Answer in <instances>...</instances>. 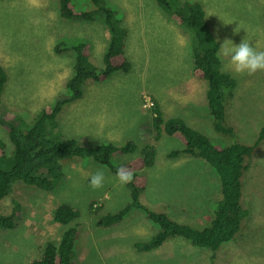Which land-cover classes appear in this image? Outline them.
Returning <instances> with one entry per match:
<instances>
[{"label": "rangeland", "instance_id": "rangeland-1", "mask_svg": "<svg viewBox=\"0 0 264 264\" xmlns=\"http://www.w3.org/2000/svg\"><path fill=\"white\" fill-rule=\"evenodd\" d=\"M72 1L77 9L86 10L88 0ZM167 1L173 3L171 8L182 2L202 6V21L219 46L225 40L234 45L245 40L264 51V0ZM102 3L114 10L127 31L123 52L131 62L130 70H117L100 82L87 80L81 97L65 100L54 125L46 123L47 138L74 139L81 146L133 141L138 151L144 144L153 146L154 164L137 172L143 177L138 201L177 222L205 228L219 197L217 177L199 159L182 154L168 158V153L181 151L182 145L163 132L156 139L153 108L165 120L181 119L212 143L250 146L264 127V71L235 74L219 48L221 71L236 84L233 96L224 100L223 123L232 129L231 134L218 133L205 101L206 83L192 74L193 38L187 27H181L156 0ZM99 16L85 22L60 18L58 0H0V68L6 77L0 113L4 111L5 118L15 117L20 129L27 130L39 112L69 97L65 83L73 73L72 46L86 44L89 62L98 69L103 67L108 34ZM56 45H62L61 52L54 51ZM0 141L8 146L7 130L2 126ZM134 156L115 155L111 162L119 167ZM247 160L240 196L247 214L236 237L222 244L213 259L208 249L192 247L181 238L169 239L152 252H138L133 244L148 240L157 228L134 208L115 225L97 226L99 218L131 202L130 183L121 185L106 167L78 158L61 163L62 175L51 190L19 181L12 184L0 201V214L17 211L14 227L0 229V264H32L48 242L57 243L64 228L53 221V212L61 204L78 212L74 224L66 227L75 225L73 264H264V137ZM98 171L104 173L103 187L93 190L89 181Z\"/></svg>", "mask_w": 264, "mask_h": 264}, {"label": "trees", "instance_id": "trees-1", "mask_svg": "<svg viewBox=\"0 0 264 264\" xmlns=\"http://www.w3.org/2000/svg\"><path fill=\"white\" fill-rule=\"evenodd\" d=\"M92 3L95 6L90 7ZM170 4L173 3L167 0H156V5L165 10L167 14L170 12V15L176 17L181 27L184 24L190 31L191 36L189 37L193 38L190 46L193 62L192 74L206 83L205 100L213 129L218 133L231 134L232 129L223 123L224 100L233 96L231 91L234 90L236 83L230 75L221 71V63L217 55L220 46L210 33L207 23L202 21L203 8L198 3L182 2L176 8H171ZM87 7L86 10L77 9L72 0H58L60 18L67 20L78 18L85 21L94 19L95 15H100L108 34L107 47L102 55L103 67L98 69L89 62L86 44L72 46L73 73L65 83L68 98L60 99L51 108L39 112L27 130L20 129L15 117L5 118L4 111L0 113V126L6 128L8 138V146L0 141V201L7 196L15 181L40 190H51L62 175L61 163L66 164L74 159H89L115 174L117 169L123 166L133 173L132 183L127 186L131 202L117 212L99 218L96 225L102 228L115 225L129 213V210L134 208V210H140L146 219L157 228L156 233L148 240L133 244L138 252H152L169 239L181 238L192 247L208 249L212 252L211 259H213L215 252L222 244L236 237L247 214L242 209V204L240 205L241 188L244 173L248 169L247 159L264 137V127L258 139L250 146L237 142L223 146L212 143L208 137L193 130L179 118L165 120L160 110L154 107L151 124L156 139L158 140L163 132L170 138L175 136L181 140H179L182 145L181 151L168 153V158H176L182 154L206 162L217 177L219 197L216 199L212 219L208 226L202 229L196 228L197 224L177 222L174 220L176 218L170 217L158 208L151 207V210L141 205L138 201V194L143 189L140 188L143 177L137 172L150 168L154 164L155 149L153 146L144 144L138 151L133 141H127L122 145L109 142L95 146H81L74 139L53 141L47 138L46 123L49 122L50 126L54 125V119L67 99L81 97L83 85L87 80L100 82L117 70L127 72L131 67V63L127 61L123 52L127 31L121 27L114 10L103 5L101 0H88ZM182 17H184V22ZM60 46L62 45H56L54 51L61 52ZM115 61L119 63L118 66H115ZM0 72L3 73L1 68ZM1 73L0 96L6 81L5 74ZM0 109L3 108L0 106ZM9 119L13 120L9 122ZM137 152L139 153L136 155ZM128 153L135 156L125 163L122 162L123 165L116 167L111 162L115 155ZM205 155H209L210 158ZM15 213L17 211L13 210L7 215L0 214V229L10 230L14 227ZM77 218L78 212L69 205L61 204L54 210L53 221L64 228L62 234L57 243L48 242L42 256L32 264H73L76 240L73 228L75 225L66 227L74 224Z\"/></svg>", "mask_w": 264, "mask_h": 264}, {"label": "clouds", "instance_id": "clouds-1", "mask_svg": "<svg viewBox=\"0 0 264 264\" xmlns=\"http://www.w3.org/2000/svg\"><path fill=\"white\" fill-rule=\"evenodd\" d=\"M220 55L228 59V66L235 74L253 75L258 71H264V51H257L245 40L239 45H234L231 40H225L220 46ZM116 177L121 185H126L132 183L133 173L121 166L117 169ZM103 181L104 173L98 171L91 175L89 185L95 190L103 187Z\"/></svg>", "mask_w": 264, "mask_h": 264}, {"label": "bare ground", "instance_id": "bare-ground-1", "mask_svg": "<svg viewBox=\"0 0 264 264\" xmlns=\"http://www.w3.org/2000/svg\"><path fill=\"white\" fill-rule=\"evenodd\" d=\"M99 1H100V0H99ZM101 1H102V0H101ZM154 8H155V6H154ZM152 9H153V8H152ZM84 22H85V21H84ZM192 25H194V24H192ZM198 33H199V32H198ZM0 73H1V72H0ZM1 74H3V73H1ZM104 135H105V134H104ZM182 137H183V136H182ZM180 138H181V137H180ZM185 138H186V137H185ZM178 139H179V138H178ZM179 140H180V139H179ZM180 141H181V140H180ZM180 141H179V142H180ZM182 141H183V140H182ZM179 142H178V143H179ZM161 151H162V150H161ZM169 151H170V150H169ZM151 152H152V151H151ZM159 152H160V151H159ZM153 154H154V153H153ZM169 154H171V152H170ZM158 155H159V154H158ZM205 156H208V157H209V155H205ZM208 157H207V158H208ZM209 158H210V157H209ZM7 241H8V240H7Z\"/></svg>", "mask_w": 264, "mask_h": 264}]
</instances>
